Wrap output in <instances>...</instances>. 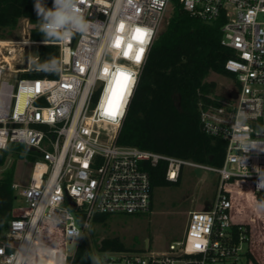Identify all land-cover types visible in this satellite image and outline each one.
Wrapping results in <instances>:
<instances>
[{"label":"built area","instance_id":"obj_1","mask_svg":"<svg viewBox=\"0 0 264 264\" xmlns=\"http://www.w3.org/2000/svg\"><path fill=\"white\" fill-rule=\"evenodd\" d=\"M176 1L206 23L222 20L221 43L233 54L225 68L235 77L231 93L237 98L202 112L205 131L227 143L223 166L118 143L173 0H81L88 31L54 42L31 41L33 26L24 19L23 40L0 39V149L25 145L34 156L29 181L13 185L25 204L14 208L0 241V264H43L41 251L53 255L52 264H68L66 242L78 247L96 215L152 210L148 167L160 163L167 164L166 177L173 182L184 166L216 173L218 189L209 210L191 211L183 237L167 243L165 252H103V264H253L248 254L259 249L262 238L255 220L236 207L264 201L257 197L264 193L258 187L264 177V0ZM138 27L147 33L142 45L132 40ZM118 36L120 48L114 46ZM128 43L133 52L125 58ZM48 44L59 50L56 77H21L37 61L29 63L25 49ZM140 47L144 53L137 63ZM118 71L131 74V80L120 114L112 118L104 113Z\"/></svg>","mask_w":264,"mask_h":264},{"label":"trees","instance_id":"obj_2","mask_svg":"<svg viewBox=\"0 0 264 264\" xmlns=\"http://www.w3.org/2000/svg\"><path fill=\"white\" fill-rule=\"evenodd\" d=\"M34 3L35 0H0V39L7 40L17 30L22 19H27L33 26L31 41L54 42L59 39L46 38L39 31ZM43 3L52 7L53 0H43ZM172 7L164 30L150 50L118 143L201 165L222 167L227 143L221 137L205 131L202 112L220 105L216 95L217 83L207 80L211 74L235 81V77L225 68L233 54L221 43L223 21L206 23L184 10L176 0H173ZM53 58L59 64L58 47L40 45L31 72L23 76L56 77L57 70H34L36 63L44 64ZM15 145H10L7 150L0 149V167L6 164L9 154L14 153ZM167 168L165 163L148 167L152 184V209L157 188L181 184L183 170L179 179L173 182L166 177ZM14 177L13 165L0 178V240L9 228L19 199L13 187ZM257 197L264 200V193ZM110 217L96 215L93 222L106 224ZM96 245L101 252L128 251L117 237L104 238L101 243L97 240ZM49 249L53 254L52 248ZM92 255V243L84 235L75 254L69 257L68 264H80L83 257L90 259ZM52 256L41 251V262L52 264ZM248 258L253 264H260L256 254L249 253Z\"/></svg>","mask_w":264,"mask_h":264},{"label":"rangeland","instance_id":"obj_3","mask_svg":"<svg viewBox=\"0 0 264 264\" xmlns=\"http://www.w3.org/2000/svg\"><path fill=\"white\" fill-rule=\"evenodd\" d=\"M172 4L167 10L157 37L162 33L170 18L173 9ZM26 24V21L22 19L17 30L8 37V40H23ZM13 56L16 60H21L18 52H15ZM28 57L29 63L37 59L38 46L30 47ZM11 63L13 64V62ZM23 63H25V56ZM21 77L26 78L23 75ZM207 80L217 83L216 95L220 102H224L229 98L234 85L231 79L211 74ZM14 148V153L9 154L6 164L0 167V178L5 171L14 165V182L26 184L32 173L34 153L27 151L25 145L17 144ZM26 160L28 161L25 162ZM217 189L218 175L216 173L184 166L180 186L160 187L155 190L153 209L150 212L140 215L111 216L106 224L92 222L85 231L89 241L92 243V257H99L100 264H103V259L107 254L97 248L96 241L98 240L101 243L104 238L114 237L119 238L124 243L128 252H165L167 243L177 241L183 237L189 213L191 211H203L208 208L209 204L215 199ZM15 192L19 194V190H15ZM24 204L23 199L19 197L16 205ZM243 209L248 219L252 218L255 220L253 225L257 234L262 238V244L256 250V255L258 262L264 264V210H260L258 204H253V202L243 207H236L237 211H242ZM3 237L1 240H3ZM147 244L149 246L148 249H146ZM76 249V244L69 241L66 242L64 250L67 256L74 255ZM80 264H92V261L88 257H83Z\"/></svg>","mask_w":264,"mask_h":264},{"label":"clouds","instance_id":"obj_4","mask_svg":"<svg viewBox=\"0 0 264 264\" xmlns=\"http://www.w3.org/2000/svg\"><path fill=\"white\" fill-rule=\"evenodd\" d=\"M81 0H53L52 7H48L43 0H35L34 10L39 23V31L46 38H67L74 32L84 33L89 29V22L85 19L79 8ZM58 62L55 58L44 64L36 63V71H54L57 70ZM258 187L264 188V177ZM260 210H264V201L258 204ZM92 264H100L99 257H90ZM22 264V261L18 262ZM57 264H60L59 260Z\"/></svg>","mask_w":264,"mask_h":264},{"label":"snow or ice","instance_id":"obj_5","mask_svg":"<svg viewBox=\"0 0 264 264\" xmlns=\"http://www.w3.org/2000/svg\"><path fill=\"white\" fill-rule=\"evenodd\" d=\"M124 25H120V30H123ZM147 37V33L140 29L139 27L135 29V32L133 33L132 40L135 41L137 44H144ZM123 44V38L122 37H116L114 46L116 48H120ZM133 52V44L128 43L125 50H124V57L128 58L130 55H132ZM144 53V48L140 47L136 49L135 51V61L139 63L142 59ZM107 71V69H105ZM131 80V74L120 72L118 71L116 73L115 83L113 85L111 95L108 98L107 105L105 107V115H108L112 118H115L118 114H120V107L123 102L124 95L128 88V83ZM19 227V226H18ZM199 247V245H197Z\"/></svg>","mask_w":264,"mask_h":264},{"label":"water","instance_id":"obj_6","mask_svg":"<svg viewBox=\"0 0 264 264\" xmlns=\"http://www.w3.org/2000/svg\"><path fill=\"white\" fill-rule=\"evenodd\" d=\"M26 38L28 39V37H26ZM25 50H26V60H28V49L26 48ZM230 98H232V99H236V98H237L236 93H230ZM26 150L32 152V151H33V148H31V147H29V146H26ZM71 205H72L73 208L76 207V205L74 204V202H71ZM205 210L208 211L209 208H206ZM148 248H149V246H148V244H147V245H146V249H148Z\"/></svg>","mask_w":264,"mask_h":264},{"label":"crops","instance_id":"obj_7","mask_svg":"<svg viewBox=\"0 0 264 264\" xmlns=\"http://www.w3.org/2000/svg\"><path fill=\"white\" fill-rule=\"evenodd\" d=\"M254 254H256V248H255V250H254Z\"/></svg>","mask_w":264,"mask_h":264}]
</instances>
